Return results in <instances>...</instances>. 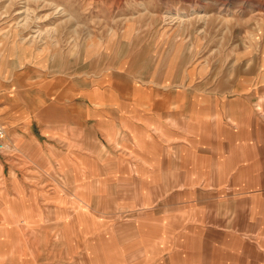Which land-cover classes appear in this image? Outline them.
Masks as SVG:
<instances>
[{"label":"crops","instance_id":"0c3cea01","mask_svg":"<svg viewBox=\"0 0 264 264\" xmlns=\"http://www.w3.org/2000/svg\"><path fill=\"white\" fill-rule=\"evenodd\" d=\"M164 28L0 56V264H264V59L203 76Z\"/></svg>","mask_w":264,"mask_h":264},{"label":"rangeland","instance_id":"374dc122","mask_svg":"<svg viewBox=\"0 0 264 264\" xmlns=\"http://www.w3.org/2000/svg\"><path fill=\"white\" fill-rule=\"evenodd\" d=\"M24 7L29 15L18 13ZM203 11L208 17L198 16ZM171 13L193 18L181 24L171 21ZM163 28L169 30L170 54L203 76L227 69L236 73L243 58L253 69L264 59V0H0V56L11 43L18 46L27 62L21 71L29 77L35 61L77 55L81 43L106 42L121 57L127 50L116 47L128 41L153 48ZM36 30L42 32L38 38ZM124 39L127 43L119 42ZM1 79L7 76L0 75V98Z\"/></svg>","mask_w":264,"mask_h":264},{"label":"bare ground","instance_id":"6f19581e","mask_svg":"<svg viewBox=\"0 0 264 264\" xmlns=\"http://www.w3.org/2000/svg\"><path fill=\"white\" fill-rule=\"evenodd\" d=\"M25 8V7H24ZM23 8V9H24ZM29 11H30V9H27V8H25L24 10H20L18 13H25V14H30L29 13ZM32 12H35V10L34 9H32ZM193 14V13H192ZM197 14H199L198 16L199 17H208V15H207V13L206 12H198ZM190 15V14H189ZM188 14H186V13H171L169 16V18L171 19V21H179V22H181V24H186L188 21H190L191 20V18H193V16L191 17V16H189ZM38 16V15H37ZM26 17V16H25ZM34 18L36 17V16H33ZM24 18V17H23ZM27 18V17H26ZM28 18H29V16H28ZM25 19V18H24ZM23 19V20H24ZM27 20H29V19H27ZM32 20V19H31ZM31 22V21H30ZM36 22V21H35ZM28 23V22H27ZM33 23V22H32ZM31 24V23H30ZM26 26H28V25H26ZM25 26V27H26ZM36 32V34L34 35V38H38V37H40L41 35H42V32H40V31H35ZM41 38H43V37H41ZM1 110V109H0Z\"/></svg>","mask_w":264,"mask_h":264},{"label":"built area","instance_id":"2783aa9c","mask_svg":"<svg viewBox=\"0 0 264 264\" xmlns=\"http://www.w3.org/2000/svg\"><path fill=\"white\" fill-rule=\"evenodd\" d=\"M5 138H6V128L0 121V152L7 149V145L4 143Z\"/></svg>","mask_w":264,"mask_h":264}]
</instances>
